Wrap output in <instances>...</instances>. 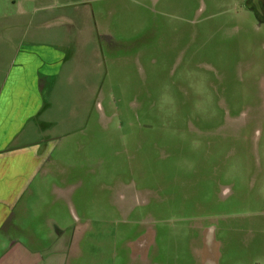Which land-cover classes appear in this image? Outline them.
Segmentation results:
<instances>
[{"label":"rangeland","instance_id":"rangeland-1","mask_svg":"<svg viewBox=\"0 0 264 264\" xmlns=\"http://www.w3.org/2000/svg\"><path fill=\"white\" fill-rule=\"evenodd\" d=\"M28 48L56 72L13 145L50 162L4 245L58 228L60 264H264V0H0V86Z\"/></svg>","mask_w":264,"mask_h":264},{"label":"crops","instance_id":"crops-1","mask_svg":"<svg viewBox=\"0 0 264 264\" xmlns=\"http://www.w3.org/2000/svg\"><path fill=\"white\" fill-rule=\"evenodd\" d=\"M18 50L0 86V235L5 238L15 225L13 219L23 211V207L18 208V201L29 189L34 174L45 162H50L45 143L13 144L30 119L34 125L39 122L45 110L42 90L50 86L43 77L56 72L49 69L55 62L47 61V53L41 52L43 48ZM8 242L4 245V238L0 237V264H60L62 261L63 249H33L16 237H10Z\"/></svg>","mask_w":264,"mask_h":264},{"label":"flooded vegetation","instance_id":"flooded-vegetation-1","mask_svg":"<svg viewBox=\"0 0 264 264\" xmlns=\"http://www.w3.org/2000/svg\"><path fill=\"white\" fill-rule=\"evenodd\" d=\"M55 234L57 235V237H56L57 244H55L54 247L56 250H58V249L62 250L63 249V252H64V249H66V245L69 243V236L66 232H64V230H60L58 228H57Z\"/></svg>","mask_w":264,"mask_h":264}]
</instances>
